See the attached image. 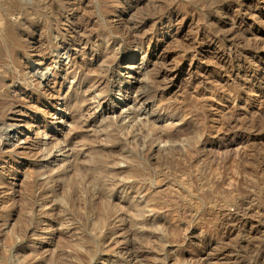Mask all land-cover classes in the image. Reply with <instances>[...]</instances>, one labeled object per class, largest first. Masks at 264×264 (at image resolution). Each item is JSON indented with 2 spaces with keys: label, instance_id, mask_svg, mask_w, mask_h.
I'll list each match as a JSON object with an SVG mask.
<instances>
[{
  "label": "rangeland",
  "instance_id": "1",
  "mask_svg": "<svg viewBox=\"0 0 264 264\" xmlns=\"http://www.w3.org/2000/svg\"><path fill=\"white\" fill-rule=\"evenodd\" d=\"M0 264H264V0H0Z\"/></svg>",
  "mask_w": 264,
  "mask_h": 264
},
{
  "label": "bare ground",
  "instance_id": "2",
  "mask_svg": "<svg viewBox=\"0 0 264 264\" xmlns=\"http://www.w3.org/2000/svg\"><path fill=\"white\" fill-rule=\"evenodd\" d=\"M157 31V30H156ZM164 33V32H163ZM151 41V40H150ZM158 47V44L155 45V47ZM63 49V48H62ZM56 54L52 57V63H50L49 65H47L46 67H41V68H35V72L39 74V76L41 77V81H39L42 86H49V84L51 82H53L54 84L57 83V78L61 75V72H58L56 69H58L59 67H61L60 65H58L60 63V60H66L67 61V65H74L75 64V58L76 56H74L76 54V52H72L71 50H66L65 52L60 53L59 50H56ZM62 58V59H61ZM60 69V68H59ZM63 70H65L63 68ZM62 70V71H63ZM43 80V81H42ZM55 86V85H54ZM53 86V87H54ZM133 86H124L122 88V94L123 97L126 99L130 89H132ZM51 95L54 97V95L56 96L57 93L52 92ZM129 97V96H128Z\"/></svg>",
  "mask_w": 264,
  "mask_h": 264
}]
</instances>
